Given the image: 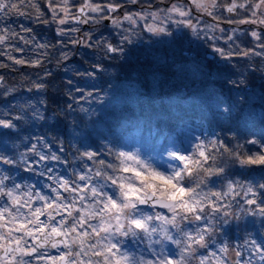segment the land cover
<instances>
[{
  "label": "snow or ice",
  "instance_id": "1",
  "mask_svg": "<svg viewBox=\"0 0 264 264\" xmlns=\"http://www.w3.org/2000/svg\"><path fill=\"white\" fill-rule=\"evenodd\" d=\"M46 6L50 21L43 20V23H55L58 36L79 31L76 27H61L65 24L95 23L97 16L110 21L119 30L115 44L106 38L92 42L87 34L83 39L68 41L87 48L103 46L106 57H123L125 45L136 43L144 32L153 37H170L167 43L182 47L185 37L179 31L174 36L171 25L190 29L197 39L202 35L207 38V32L192 23L194 9L213 20L221 18L214 14L217 9L237 15L240 9L247 15L238 21L228 17L226 22L256 25L257 29L249 34L257 43L251 48L237 45L233 49L238 30L232 29L226 40L232 44L227 50L213 44V52L226 60L233 56H258L264 60V0L239 3L237 0L230 3L188 0L187 4L177 2L167 9L126 13L122 17L111 15L121 7L111 2L100 4L83 0L75 14L71 11L75 7L72 0H46ZM22 8L36 9L37 20L45 15L32 0H0V45L18 39L25 44L35 43L37 49L55 47L36 42L35 36L26 40L8 25L7 20L13 14L32 18ZM124 21L130 26L125 28ZM18 27L22 32H32L23 24ZM207 28L212 32L225 31L219 24ZM212 39L218 38L213 36ZM57 43L61 49L60 59L67 61L69 53L63 49L68 44L63 40ZM12 47L16 52L24 51L16 45ZM44 56L47 58V53ZM8 59L15 64H42L41 59L29 61L11 55ZM212 67L209 63L201 72L211 75ZM104 71L103 65L97 63L91 71L79 74L94 80L97 72ZM50 75L45 72V76ZM67 83L72 85L73 82ZM225 83L236 88L243 82L229 79ZM46 87L43 80L33 82L37 92ZM0 89L3 96L11 91L5 87L3 76H0ZM68 95L72 101L68 104L69 111L74 110L73 104L80 111H86L82 102H104V94L94 86L91 90L70 87ZM259 100L258 113L247 92L234 99L218 100L210 115L221 126L227 125L221 127L224 135L214 132L212 136L194 138L195 143L181 139L180 133L163 135L159 131L150 133L145 140L123 143L104 137L107 143L96 149L85 143L74 157L79 169L75 179L54 171L55 164L68 163L58 154L63 148L53 152L51 144L43 137L25 139L22 135V125L28 120L44 119L37 103L44 106L45 102L33 103L31 99L24 103L10 102L7 110L0 112V134L17 137L24 150L11 154L5 146L0 152V264H225L214 247L217 236L223 234L222 227L220 233L217 232V225L229 224L228 217L233 221L241 219L230 210L229 198L235 200L243 193L244 204L254 206L245 210L246 215H260L264 219V196H261L264 183L239 178L264 169V86ZM229 170H235L232 176L228 175ZM20 172L46 179L48 183L43 186L26 183L23 178L18 179ZM212 177L224 181L220 191H213L209 186ZM219 243V252L226 254L228 245L222 240ZM234 248L235 264H257L255 257L259 258L258 264H264V237L258 241L246 236Z\"/></svg>",
  "mask_w": 264,
  "mask_h": 264
},
{
  "label": "trees",
  "instance_id": "2",
  "mask_svg": "<svg viewBox=\"0 0 264 264\" xmlns=\"http://www.w3.org/2000/svg\"><path fill=\"white\" fill-rule=\"evenodd\" d=\"M95 3H103V0H94ZM141 2V1H140ZM152 8L156 9L157 6H161L164 9H167L170 6L169 0H146ZM219 3H230L231 0H218ZM237 2H242L241 0H237ZM77 4L83 3V0H79L76 2ZM125 3V2H123ZM144 3V2H143ZM37 5L41 12H44L45 15L42 16L39 20L36 19V29L40 31H48L51 33L52 43L50 45H54L53 51L54 53L57 50V39L54 37L55 29L54 24L43 23V20L50 21V13L47 10L46 0H38ZM126 9V8H125ZM31 8H29V11ZM31 14L35 15L34 12ZM239 13V11H238ZM39 15V13L37 14ZM36 15V16H37ZM226 16L225 14H223ZM198 18L202 19L205 24H198L206 26V24L213 23H223V19L213 20L212 17H204L199 16ZM47 25V26H46ZM223 29L225 30L224 36H222V41L226 45L227 35L226 33H230L232 29H237L238 31L235 34L236 42L242 41L247 46L246 48H251L255 46V42L253 38L249 34V28L246 26H235L234 28L229 27L228 24H224ZM228 25V26H227ZM175 25H171L173 35H176L177 30L174 27ZM207 32V31H205ZM186 38V30L183 28L182 32H180ZM144 34V33H143ZM145 35V34H144ZM209 33L207 32V36ZM201 40L205 39L203 35L201 36ZM167 37L161 38V40L155 43L152 47L153 49L148 50L144 46H141L138 49V52H131L128 55L125 53L123 57L119 56H105V52L103 46L95 48V55L90 56L88 50L81 51L77 56V53H74L71 57L73 69L66 76H62L59 69L55 70L50 76L45 77L48 80L47 90L49 93L48 102L46 104V116H44L43 120H37L35 122L30 123V125H25L24 131L22 133L25 139H30L32 137H43L46 140L57 138L59 139V143L61 148H65L67 160H71L72 164L75 165L77 160L74 158L78 155L77 149L81 151L83 148L81 147L83 144L87 143L85 140H89V145H91L92 149H96L97 147L102 148L105 142V135L102 133V137H90L88 138V134L86 132V127H88L87 122L79 118L78 122L75 119V116L71 113L63 112L57 109V102L62 99L61 93L66 92L67 87L69 85L67 82L72 79H80L82 75L79 73H84L86 70L91 71L92 66L96 63L98 58H103V67H107V72H99L98 74L101 76L100 84L101 86H117L123 85V89L121 91H127L128 86H132L133 96L127 98L130 101L124 103L125 109L121 111H117L115 109H107L103 111L98 117L91 118L92 124L102 123L106 125L107 130L116 127L121 120L127 119L129 114H142V115H151L157 114L160 115L165 113L166 125L172 126L173 124H181L186 120V116H192V111L189 108L181 107V104H177V93L178 91H182L190 93L188 95L192 99V104L195 108H197L199 120L202 121L205 125L206 134L204 136H212L214 132H221V127L226 128L227 125L221 126L214 118L210 115L214 111V104L221 100L222 91L226 90V84L224 82L227 80L223 75H216L211 79L208 74L203 73V82L201 85H197L195 82L188 83H178L176 80L172 78V72L175 68L176 63L186 64L191 62L187 55L183 52H178L177 46H175L176 55L173 56V62L165 56L167 53L169 46L165 41ZM204 41V40H203ZM114 44V42H112ZM185 43V39L183 44ZM207 43V40L205 41ZM228 44L232 43V41H227ZM216 46L217 44L214 43ZM181 47V46H178ZM183 47V45H182ZM260 51V49H257ZM98 54V57H97ZM105 57V58H104ZM3 59V58H0ZM107 59V60H106ZM209 63L212 62V59H208ZM238 62L237 66L239 68L245 69L244 78L247 81L256 83L260 85L259 80L264 79V60L258 56H251L248 59H242L240 57L232 60ZM242 61V64L240 63ZM246 62V63H245ZM108 64V65H106ZM1 65H7V67H0V75H3L5 79H7L10 83H14L15 80L18 81V85H16L17 90H21V87L24 84H28L32 79V75L34 73L43 75L39 72V68H28V65L23 64L22 66L15 68L14 65L10 63H3ZM231 64L223 63L218 66L220 69H231ZM255 68V71L252 69ZM233 69V67H232ZM21 82V84H19ZM116 82V84H114ZM126 86V88H125ZM158 86V90L154 91L151 87ZM261 86H264L263 84ZM160 88V89H159ZM140 93H143L141 96ZM195 95L193 96V94ZM131 99H133L131 101ZM127 111V112H126ZM163 111V112H162ZM126 112V113H125ZM50 116H53L51 118ZM105 127V126H104ZM83 129L85 131H83ZM258 130V129H257ZM8 131V130H3ZM85 134V135H83ZM83 135L86 136L84 141H80L79 137ZM221 135H224L221 132ZM0 140L3 142L0 143V152L4 150V147L7 146L11 154H15L18 151H23V147L21 146L20 140L15 136H7L3 137L0 134ZM53 141V140H50ZM57 141H53L52 146H57ZM235 170H229L228 175L232 176ZM239 176V173H236ZM264 169H256L251 172L250 175L245 174L239 178L251 180L253 183L259 182L264 183ZM211 181H215V183H211ZM224 181L220 180L217 177L210 178L209 186L213 191H220L222 188ZM239 191V189H238ZM241 193L240 196H236L235 200L229 198V201L232 205L231 211L241 219L239 221H233L231 217H228L230 221L229 224H225L223 229V234L217 236L219 240L228 242H234L237 240L239 243L243 242V238L246 236H251L256 238L258 241L264 237V219L261 218L260 215H256L255 217L248 216L245 213V210H248L254 206H248L244 204L242 200ZM261 196H264V193H261ZM221 225H217V232L220 233Z\"/></svg>",
  "mask_w": 264,
  "mask_h": 264
},
{
  "label": "rangeland",
  "instance_id": "3",
  "mask_svg": "<svg viewBox=\"0 0 264 264\" xmlns=\"http://www.w3.org/2000/svg\"><path fill=\"white\" fill-rule=\"evenodd\" d=\"M38 0H32L33 3L37 4ZM79 0H72V3L75 5V7H72L71 11L73 14H75L76 12V8L78 7L79 4H77L76 2H78ZM141 1V2H140ZM146 0H138V4L142 5L143 2H145ZM243 2V0H241ZM93 3L94 0H92ZM98 2V0H97ZM114 3V4H120L122 5L123 2H129L131 4H133L131 2V0H103V3L100 4H106V3ZM99 3V2H98ZM148 4V3H147ZM149 5V4H148ZM46 6V5H45ZM150 6V5H149ZM47 7V6H46ZM33 8H31L32 10ZM157 9H164L161 6H157L156 9L152 8V11H156ZM23 11H26L28 13L31 14V10L29 11V8H22ZM151 11V8H146L142 11ZM125 14L126 13H136V12H141L140 10L134 9L133 7L130 9H124ZM239 11V14L234 17L233 19L238 21L240 19H242L245 15H247V13H245L243 10L238 9L237 12ZM35 13V15L31 14L32 18H28L27 16H16L15 14L11 15L8 20L7 23L8 25L14 29L16 32H20L21 35H23L25 37L26 40H31V38L33 36H35L36 38V42L39 43H47V44H51L52 43V37H51V33L46 31H40L36 29V15L38 14V12L36 11V9H33V11ZM214 14H218L221 18L223 19V23H213V24H206V26L203 25H198V24H205L203 22L202 19L200 18H193L191 16V20L193 24H197L198 28L202 30V32L207 31L209 33V35L207 36L206 40L207 43H205V39L201 40L197 39L194 35H192V32L190 29L183 27V26H179V25H175V29L179 32H182L183 28H185L186 30V38H185V43L183 44V47H178L177 46V50L178 52H183V51H187L186 53L189 52H193L194 55L193 56H187V58L191 61L189 63L186 64H181V63H176L175 64V68L172 72V78L174 80H176V82L178 83H188V81L190 82H195L197 85H201V82H203V73L207 72H201V69H206L207 65L209 64L208 59H210L209 57H207V53H213L214 54V58L212 59V74L209 75V77L211 76V79L213 80V77L216 75H223L225 76V79L229 80H237V81H242L243 83L239 86H237L236 88H232L230 85L226 84L224 82V84H226V90L222 91L221 93V99H229V98H236L237 96L247 92L251 94V103L253 105H255V110L258 113L259 112V105H260V100L259 97L262 93V84L264 85V79H260V85L253 83V82H249L246 80V78H244L245 75V69L244 68H239L237 66L238 62L234 61V63L232 62V60L240 57L242 59H248L249 57L245 58V57H241V56H233V58L231 60H226L223 59L221 57H219L218 55H216L213 52V48L212 45L214 43H216L218 47H223L227 50L228 45L232 44H228L226 43V45L223 43L222 41V36H224L225 31L222 33L219 31V29H217L215 32H212L210 30H208L207 26L208 25H216L219 24V28H223L225 25L224 24H228L229 27L234 28L235 26H246L247 28H249V33L253 30V29H257L256 25H251V24H240V23H228L226 22V18H228L229 16L226 15L225 11L223 9H217L216 13ZM223 14H225L226 16H224ZM89 15L92 16H97V14L94 13H89ZM104 20H100L97 16V22L92 23V26L89 29H81V26L79 24H65L61 27L65 28V29H69L71 27H76L79 29V31H81L85 37V35H90L92 37V42L97 41L98 39H104L106 38L108 41L110 42H114L117 43L119 40V37L116 35V33L119 31L118 29H116L114 26L110 25L109 27H106L103 24ZM147 22H151L150 20ZM98 23H100L98 25ZM140 23H145L144 21H140ZM23 24L25 27H30L32 29L31 33H26V32H22L21 29L18 27V25ZM54 24V28L55 29V33H54V37L57 39V42L59 40H63L65 43L68 44L67 48H64L63 51H67L69 53V59L67 61L61 60L60 59V46L56 45L57 50L54 53L53 51V47H46L45 49H37L35 47V43H29V44H25L23 41H19L18 39H10L8 40L5 44L0 45V53H7V55H0V65L3 63H10L12 65L15 66V68H18L20 66H22L23 64H15L12 60L8 59V55L11 56H15L17 59L23 58L25 60H29V61H34L36 59H41L42 60V64L40 66H30L28 65V68H39V72H41L43 75L41 76L39 73L36 74L34 73L31 77V81L28 84H24L21 87V90H17L16 85H18V81L15 80L14 83H10L7 79H5V87L11 89V91L8 93L7 96H3L0 95V112L6 111L7 108L6 106L10 103V102H18V103H24L25 101L31 99L33 103H37L38 101L43 100L45 102L44 106H41L37 103L38 107H41V111L43 112V115L46 116V104L48 102V97H49V93L47 90V87L45 90L41 91V92H37L34 88H33V82H40L41 80H43L44 83H48V80L45 79V72H50L51 74L59 69L62 76H66L70 70L73 69V64H72V60L71 57L74 53H77V56L80 54L81 49H77L75 45H72L70 43H68V41L70 39H75L77 34L79 33V31L74 32V33H68V35L65 36H58L56 33V28L57 25L55 23ZM98 25V26H97ZM227 25V26H228ZM2 26V25H0ZM47 26V25H46ZM123 26L125 28L129 27V23L127 21H124ZM236 28V27H235ZM232 32V31H231ZM230 33H226V35L231 34ZM145 34V35H144ZM144 34L142 33V38L139 39L136 43L134 44H130V45H125V53L128 55L131 52H138L141 46H144L145 48H148V50L153 49L152 47H154L153 45L159 41H155L156 40H161V38H164V36H157V37H153L151 36V34L144 32ZM215 36L218 39L213 40L212 37ZM167 37V36H165ZM204 37V36H203ZM205 38V37H204ZM170 37H167V40L165 41L167 43L168 40H170ZM12 45H16L18 47H21L24 49L23 52H16L14 51ZM239 46L240 48H246L247 46L245 45L244 42L242 41H238L235 43V45H233V49L236 48V46ZM169 49L167 51V53L165 54L166 57H168L172 62H173V56L176 55L175 53V46L171 45L168 43ZM99 47V46H98ZM95 50H97V47H94ZM44 53H47V58H45ZM88 53L90 56L95 55V51L93 50V48H89ZM98 57V54H97ZM105 58V57H104ZM108 58V57H107ZM103 58H98V60H96V63H103ZM107 60V59H106ZM229 63L231 64V69H220L218 66L222 65L223 63ZM240 63L243 66L242 61H240ZM246 63V62H245ZM108 65V64H106ZM233 67V69H232ZM105 72H107V67L104 66ZM99 72H97L96 77L94 80L92 79H88L84 76H82L80 79H72V85H66L67 87L66 92L61 93L62 95V99H60L57 102V109L63 111V112H68L71 113L72 116H75V119H77L76 122H78L79 118L84 119L87 122L88 127H86V132L88 134V138L90 137H102V133L105 135V137H108L109 140H112L114 143H123V142H128V141H137V140H145L149 137L150 133H155L157 131H159L160 133H162L163 135H175L177 133L181 134V139L190 141L192 143H195V139L196 137H201L204 136L206 134V130H205V125L204 123H202L201 120H199L197 117H200V115H198V110L197 108H195L192 104V99L188 96L190 95V93H185L182 91H178L176 98L177 99V104H181V107H185V108H189L190 111H192V116H186V120L184 123L181 124H173L172 126L166 125V118L167 116L165 115V113H162L160 115L157 114H151V115H142V114H129L127 119H123L121 120V122L114 128H111L110 130H107V126L103 125L102 123H97V124H92L91 123V118L93 117H98L99 114H101L103 111L107 110V109H115L117 111H121L123 109H125V105L124 103L129 102L130 100L127 99L130 96H133V93H131V89L132 86L129 85L127 91H123V85H117V86H101L100 81H101V76L98 74ZM19 84H21V82H19ZM116 84V82L114 83ZM250 86V88H246V86ZM93 86L95 87L96 90H99L101 93L104 94V102L102 104L97 103L95 101H92L90 103H86V102H82L83 103V107L86 111H80L77 106L75 104H73V111H69L68 110V104L72 103L69 95H68V91L69 88H74V87H85L89 90H91L93 88ZM29 88H33V90L31 92L28 91ZM154 91L158 90V86H152L151 87ZM121 89H123L121 91ZM160 89V88H159ZM3 89H0V92H2ZM74 95H79V93H74ZM140 95L142 96L143 93H140ZM195 95V93L193 94V96ZM15 98V99H14ZM133 99H131L132 101ZM127 112V111H126ZM125 112V113H126ZM163 112V111H162ZM51 118H53V116H50ZM33 121L28 120L25 124L22 125V127H24L25 125H30V123L32 124ZM105 126V127H104ZM83 131H85L83 129ZM113 133H115V136L113 135ZM83 134V135H85ZM81 135L79 138L80 141H84V139H86V136ZM45 139V138H44ZM46 140V139H45ZM53 141H57V146L58 147H54L52 146L51 150L53 152H56L57 149L61 148L60 143H59V139L54 138V139H50ZM50 140H46L48 141L50 144H53V141ZM85 142L89 143V140H85ZM105 142L107 143V141L105 140ZM59 155H61L62 159L67 160L66 157V150L65 148H63V152H59ZM68 163L64 164V163H59V164H55L54 165V171L56 174L62 175L65 178H69V179H75V174L79 171L77 165H78V161L76 163V167L75 165L72 164L71 160H67ZM28 174V173H26ZM26 174L24 172H20L18 179L23 178L25 180L26 183L30 182V183H37L39 186H43L45 184L48 183V181L46 179H42L39 177H35V176H30L26 177ZM224 229V226H221ZM220 227V228H221ZM219 238H217V244L214 246L217 250L218 256L222 257L225 261V264H235V261L237 259V257L235 256V248L234 245L239 243L237 240H235L234 242H226L224 241L229 248V251L225 254V253H220L219 252V247H220V243H219ZM132 247H136V245H131ZM139 247H144V245H139ZM258 257H255L254 260L257 262L258 264Z\"/></svg>",
  "mask_w": 264,
  "mask_h": 264
},
{
  "label": "flooded vegetation",
  "instance_id": "4",
  "mask_svg": "<svg viewBox=\"0 0 264 264\" xmlns=\"http://www.w3.org/2000/svg\"><path fill=\"white\" fill-rule=\"evenodd\" d=\"M169 2H170V5L172 4V3H177V2H180V3H185V4H187L188 3V0H169ZM154 5V4H153ZM152 5V6H153ZM152 6H149L147 3H143L142 5H139L138 3H133V4H131V3H129V2H125V3H123L122 5H121V7L119 8V10L117 11V12H115V13H112L111 15H113V16H118V15H124L125 14V11H124V9L126 8V9H128V8H134V9H137V10H140V11H142V10H144V9H146V8H151ZM121 16V17H122ZM199 16H204V17H206V18H208L209 16H207V15H202L200 12H198V11H196L195 9L193 10V14H192V17L193 18H198ZM100 23H98V25H99ZM97 25V26H98ZM100 26V25H99ZM107 27V26H106ZM187 51H183V53L184 54H186L187 56H193L194 55V53L191 51V52H189V53H186ZM190 53H192V54H190ZM249 86V85H248ZM248 86H246V88H250V86L248 87ZM22 176V175H21ZM21 176H19V177H21ZM44 191L46 192L47 191V188H44ZM42 219H43V217H42Z\"/></svg>",
  "mask_w": 264,
  "mask_h": 264
},
{
  "label": "water",
  "instance_id": "5",
  "mask_svg": "<svg viewBox=\"0 0 264 264\" xmlns=\"http://www.w3.org/2000/svg\"><path fill=\"white\" fill-rule=\"evenodd\" d=\"M225 13L227 14V16L232 17V18H234V17L237 16V14H230V13H227L226 11H225ZM121 16H122V15L120 14V15L115 16V17H121ZM104 24H105L106 26H110V25H111L110 21H108V20H104ZM80 25H81V28H82V29H86V28H89V27H90L91 22H89V23H87V24H80ZM78 38L83 39V38H84L83 33L79 32ZM76 46H77L78 48L83 49V50H86V49H87V47H84V46H82V45H76ZM190 54H192V53H190ZM207 57H209L210 59H212V58H214V54H213V53H208V54H207ZM248 87H249V86H248Z\"/></svg>",
  "mask_w": 264,
  "mask_h": 264
}]
</instances>
